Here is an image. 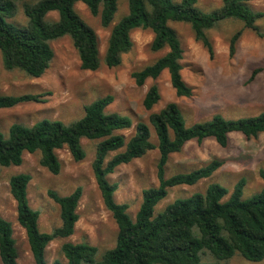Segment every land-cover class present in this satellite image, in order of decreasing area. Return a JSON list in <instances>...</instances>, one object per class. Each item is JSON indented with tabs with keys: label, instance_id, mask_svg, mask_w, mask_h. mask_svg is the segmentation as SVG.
<instances>
[{
	"label": "trees",
	"instance_id": "trees-1",
	"mask_svg": "<svg viewBox=\"0 0 264 264\" xmlns=\"http://www.w3.org/2000/svg\"><path fill=\"white\" fill-rule=\"evenodd\" d=\"M128 12L115 24L114 16L120 0H0V51L7 70L18 69L32 77L42 76L54 57L52 41L69 35L77 49L81 67L97 70L102 64L99 38L96 30L76 10L83 2L90 12L100 17L101 25L111 27L103 62L108 67L121 64L123 55L133 45L132 32L137 28L153 33L150 47L154 51L167 49L152 63L134 70L132 77L138 85L158 79L164 70L169 71L170 82L178 96L189 97L192 87L183 77V47L170 21L191 24L195 37L215 54L214 45L207 31L226 19H237L247 28L264 37V28L257 21L264 11L251 6L253 0H222L211 12L200 8L199 0H126ZM23 3L27 16L25 25L9 19L15 17ZM57 11L56 19H47L49 12ZM241 31L230 40V52L234 53ZM1 58V59H2ZM264 71L256 68L251 76ZM39 93L2 94L0 109L27 101L41 100ZM161 98L158 84H152L143 99L150 111L148 121H138L131 135L121 131L134 125L133 119L117 111H107L113 95L96 98L84 105L85 114L70 123L56 118H43L32 125L13 123L7 131L0 130V166L20 165L25 152L40 151V163L51 173L59 174L62 162L58 150L67 148L74 160L82 161L87 152L82 139L97 140L92 169L103 201L117 224L115 245L102 252L86 242H62L60 252L65 261L56 258L52 264H215L225 263L235 255L258 262L264 260V185L253 197L242 198L245 180L236 182L232 192L220 183H211L205 192H197L186 198H177L166 208L154 214L155 206L168 195L169 188L181 184L193 185L211 176L223 161L213 159L188 172L166 175L172 154L181 152L191 140L201 143L207 138L227 146L229 134L242 133L247 138L264 132V113L239 118H226L214 114L210 119L187 126L179 105L168 102L159 111H151ZM155 131L158 143L152 141ZM157 149L158 185L143 190V200L132 218L129 203L115 200L118 189L109 175L117 167L141 158ZM111 153H114L111 156ZM264 181V167L259 171ZM31 174L19 172L9 178V190L16 201L17 220L25 229L35 264H48L46 250L50 242L69 238L75 233L80 217L78 206L83 187L61 195L49 190L50 197L60 207L61 224L51 232L39 228L40 211L30 205L28 187ZM229 194V195H228ZM19 251L14 236L13 223L0 216V260L2 264H18Z\"/></svg>",
	"mask_w": 264,
	"mask_h": 264
},
{
	"label": "rangeland",
	"instance_id": "rangeland-1",
	"mask_svg": "<svg viewBox=\"0 0 264 264\" xmlns=\"http://www.w3.org/2000/svg\"><path fill=\"white\" fill-rule=\"evenodd\" d=\"M221 2L222 0H199L197 5L211 12L219 7ZM251 6L264 11V0H253ZM76 10L98 34L101 66L97 70L83 69L77 49L69 35L52 41L54 57L50 67L40 77H32L18 69L7 70L3 66L0 51V93L42 94L39 101H27L13 107L1 108V131H7L10 125L16 122L32 125L43 118H56L70 123L85 114V104L110 94L114 100L106 110L126 114L134 121L132 128L121 131L128 136L134 132L138 121H148L150 111L144 107L143 99L148 88L154 83L159 86L161 98L151 111H159L168 102L175 101L187 126L208 120L217 113L226 118L264 113V71L251 79L253 71L264 66V37L245 27L241 20L226 19L207 31L214 45L213 58L202 42L196 39L191 24L170 21V26L177 32L184 50L183 77L193 89V94L186 97L177 95L171 85L168 70H164L158 79L149 78L144 85H138L132 77L134 70L152 63L167 51L151 49L153 39L151 30L142 28L133 30L132 49L123 55L121 64L108 67L103 62V57L111 27H103L100 17L93 15L83 2L76 4ZM127 12V1L120 0L112 24L118 22ZM57 17V11L49 12L46 16L47 19ZM9 20L18 25L27 23L23 3L19 4L15 17ZM257 25L264 28V17L257 21ZM237 31H241V36L234 53L231 54L230 40ZM151 139L158 143L155 131H152ZM82 143L87 152L86 158L82 161L74 160L67 148L57 151L62 162L59 174H53L41 165L40 151L25 152L20 165L0 166V216L13 223L19 251L18 264H35L26 231L17 220L16 201L9 190L10 176L19 172H26L32 176L28 197L30 205L40 211L39 228L42 232H51L61 224L60 207L50 197L48 191L55 190L61 195H66L78 186L83 187V195L78 206L80 217L76 223L75 233L69 238L55 239L49 243L46 250L48 264H52L56 258L66 260L60 252L61 244L65 240L97 246L99 248L97 258L115 245L117 224L104 204L92 169L97 140L83 138ZM113 154L111 153V156ZM158 157V150H152L141 158L118 166L116 171L109 175L110 181L118 184L115 200L119 203H129L128 213L132 218L135 217L143 200V190L158 185L156 173ZM213 159L223 161L219 169L193 185L181 184L169 188L168 195L155 206L154 214L163 211L177 198L205 192L211 183L226 186L230 194L236 182L244 179L242 195L244 199L253 197L263 189L264 181L259 171L264 167V132L251 138L239 132H232L229 134L227 146L220 145L213 138H207L201 143L191 140L181 152L171 155L166 175L191 171ZM209 260L215 264L212 259L203 257L204 262ZM220 264H264V260L253 262L237 254L228 262Z\"/></svg>",
	"mask_w": 264,
	"mask_h": 264
}]
</instances>
